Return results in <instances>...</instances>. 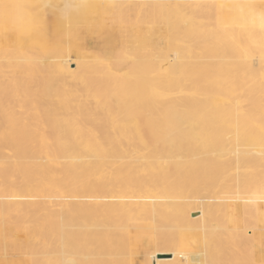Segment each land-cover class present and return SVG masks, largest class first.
<instances>
[{
	"label": "bare ground",
	"instance_id": "6f19581e",
	"mask_svg": "<svg viewBox=\"0 0 264 264\" xmlns=\"http://www.w3.org/2000/svg\"><path fill=\"white\" fill-rule=\"evenodd\" d=\"M260 215L264 0H0V264H258Z\"/></svg>",
	"mask_w": 264,
	"mask_h": 264
},
{
	"label": "rangeland",
	"instance_id": "374dc122",
	"mask_svg": "<svg viewBox=\"0 0 264 264\" xmlns=\"http://www.w3.org/2000/svg\"><path fill=\"white\" fill-rule=\"evenodd\" d=\"M82 43V40H78L77 41V43L78 44H81ZM73 55H74V53H73ZM75 56V55H74ZM71 77V76H70ZM76 78V77H75ZM75 78H73L75 81H74V83H78V81L75 79ZM68 81V84L69 83H71L72 81H71V78L69 79H67ZM69 81H71V82H69ZM73 83V82H72ZM71 83V84H72ZM73 83V84H74ZM75 84V85H76ZM70 85V84H69ZM73 86V85H72ZM242 212V213H241ZM245 215V216H244ZM217 218H219V219H215L214 220V222L216 223V222H219L220 221V217H217ZM245 218V219H244ZM248 217H246V214H244L243 213V211H238L236 214H234L233 216H232V220H238V221H240V222H245L246 220L248 221L249 220V218L247 219ZM257 219H258V222H257ZM251 221V220H250ZM255 221H256V223H257V226L259 225V227H258V233H257V242H258V244L260 245V247H261V249H262V255H264V228H260V227H263L264 226V216H262V215H260L259 217H256V219H255ZM261 229V230H260ZM262 234V235H261ZM146 242L148 241V239H149V235H147L146 237ZM225 241L227 242L226 243V245H227V250H226V252H225V254H224V256H225V258H226V260H228V257L230 258V256L232 255L233 256V261H235L234 259H237L235 262H238L239 264H240V262L242 261V263L241 264H245V261L247 260V257H249V255L251 254H249L248 255V253L250 252L249 251V249L247 248V245L246 246H244V244L243 245H241V244H236V247H237V249L236 248H234V239H233V237H231V236H229L228 237V235H226L225 236ZM230 239V240H229ZM233 240V241H232ZM232 241V242H231ZM233 246H232V245ZM240 245V246H239ZM231 246H232V248H234V249H236V251L234 250V249H232L231 248ZM244 248V249H243ZM247 248V249H246ZM163 250V249H162ZM239 250H241L240 252H239ZM244 250H246V252H244L243 253V251ZM230 251V252H229ZM239 254V256L237 255V254ZM243 253V254H242ZM236 254V255H235ZM240 254H242V255H240ZM230 255V256H229ZM241 256V257H240ZM238 257H240V258H238ZM242 257L244 258L243 260H242ZM241 259V260H240ZM261 261V262H260ZM259 262L260 263H258V264H263L264 263V256H263V258L260 260ZM228 264V263H227Z\"/></svg>",
	"mask_w": 264,
	"mask_h": 264
}]
</instances>
